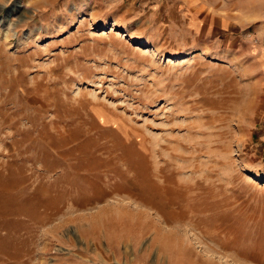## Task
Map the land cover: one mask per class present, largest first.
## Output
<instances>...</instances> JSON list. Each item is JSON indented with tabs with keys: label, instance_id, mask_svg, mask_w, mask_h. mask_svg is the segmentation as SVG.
Masks as SVG:
<instances>
[{
	"label": "rangeland",
	"instance_id": "1",
	"mask_svg": "<svg viewBox=\"0 0 264 264\" xmlns=\"http://www.w3.org/2000/svg\"><path fill=\"white\" fill-rule=\"evenodd\" d=\"M0 264H264V0H0Z\"/></svg>",
	"mask_w": 264,
	"mask_h": 264
},
{
	"label": "bare ground",
	"instance_id": "2",
	"mask_svg": "<svg viewBox=\"0 0 264 264\" xmlns=\"http://www.w3.org/2000/svg\"><path fill=\"white\" fill-rule=\"evenodd\" d=\"M9 26V25H8ZM8 26L6 28H8Z\"/></svg>",
	"mask_w": 264,
	"mask_h": 264
},
{
	"label": "crops",
	"instance_id": "3",
	"mask_svg": "<svg viewBox=\"0 0 264 264\" xmlns=\"http://www.w3.org/2000/svg\"><path fill=\"white\" fill-rule=\"evenodd\" d=\"M193 13H195V11H194ZM196 13H197V12H196Z\"/></svg>",
	"mask_w": 264,
	"mask_h": 264
}]
</instances>
